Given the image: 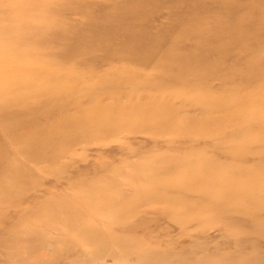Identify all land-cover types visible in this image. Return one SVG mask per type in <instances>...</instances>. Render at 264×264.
Listing matches in <instances>:
<instances>
[{"label":"rangeland","instance_id":"rangeland-1","mask_svg":"<svg viewBox=\"0 0 264 264\" xmlns=\"http://www.w3.org/2000/svg\"><path fill=\"white\" fill-rule=\"evenodd\" d=\"M0 264H264V0H0Z\"/></svg>","mask_w":264,"mask_h":264},{"label":"bare ground","instance_id":"bare-ground-1","mask_svg":"<svg viewBox=\"0 0 264 264\" xmlns=\"http://www.w3.org/2000/svg\"><path fill=\"white\" fill-rule=\"evenodd\" d=\"M197 182V181H196Z\"/></svg>","mask_w":264,"mask_h":264}]
</instances>
